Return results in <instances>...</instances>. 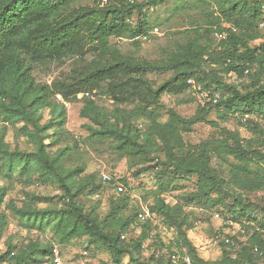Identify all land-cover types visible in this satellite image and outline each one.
I'll return each instance as SVG.
<instances>
[{
	"label": "trees",
	"instance_id": "1",
	"mask_svg": "<svg viewBox=\"0 0 264 264\" xmlns=\"http://www.w3.org/2000/svg\"><path fill=\"white\" fill-rule=\"evenodd\" d=\"M166 1L115 0L100 6L99 0H0V119L18 126L20 134L35 145L32 152L11 151L1 134L0 171L4 178L13 179L18 173L34 183L55 184L62 191L59 208L40 210L9 201L6 209L23 228L48 233L50 240L47 244L31 242L16 255L9 246L0 254V264H55L54 242L67 245L81 239L86 240V249L101 247L108 252L110 260L100 264H123L125 257L131 264H174L171 255L184 252L193 264H256V258L264 262V235L256 231L264 230V206L260 209L251 200L264 192V0L199 1L208 9L214 7L207 16V28L187 31L194 37L178 43L159 60L126 56L112 43V39L137 43L149 38L152 28L147 11ZM225 25L230 29L228 38L215 44V33L226 31ZM88 55L94 58L66 77L51 84L36 81L34 72L40 66L84 60ZM165 73L172 75L157 87L148 78ZM232 75L239 80H232ZM191 80L211 96L218 95L217 102H198L190 118L174 108L165 110L163 95L187 92ZM96 93L109 97L116 107L108 110L98 105L93 99ZM81 96L85 98L80 116L90 122L86 126L89 138L111 141L132 162L133 176L155 172L160 178H197V192L187 198H205L209 209L221 213L226 227L238 225L243 232L252 229L253 234L245 241L219 234L222 255L206 260L189 239L181 206L169 204L162 196L147 210H134L123 218L119 215L129 207L124 197L112 208L111 223L101 220L94 210L87 211L81 197L93 182L78 180L81 168H63L61 158L66 150L58 154L51 150L65 123V105L58 99L71 103ZM46 108L50 118L44 121L39 111ZM162 111L167 115L165 122L161 121ZM213 113L249 127L255 140L221 127ZM141 121L148 122L147 130H142ZM199 124L218 129L215 149L208 142H185L183 134ZM159 151L163 160L154 156ZM220 152L234 161H226L225 176L212 163ZM120 182L128 187L126 180ZM162 188L161 194L166 192ZM6 196L7 189L0 188V235L9 221L2 210ZM256 207L261 219L255 215ZM146 211L150 216L140 221L139 214ZM171 228L178 236L167 241L162 234ZM136 229H140L139 235L129 238Z\"/></svg>",
	"mask_w": 264,
	"mask_h": 264
},
{
	"label": "rangeland",
	"instance_id": "2",
	"mask_svg": "<svg viewBox=\"0 0 264 264\" xmlns=\"http://www.w3.org/2000/svg\"><path fill=\"white\" fill-rule=\"evenodd\" d=\"M133 1L143 2L146 0ZM199 1L210 0H167L163 4L150 7L147 11L152 28L149 38H141L137 43L128 39H112V43L116 44L126 56L150 61L159 60L174 50L178 43H184L189 38L194 37L193 33L187 31L198 28L205 30L207 28L209 20L207 16L213 5H211V9H208L203 3H198ZM205 37L206 34H204ZM214 40L216 44V38ZM93 58L94 55H88L84 60L75 58L62 64L53 63L45 67L40 66L34 72V76L38 83L51 84L55 79L69 75L76 66L85 64ZM171 75L172 73L151 74L148 75V78L157 87L169 79ZM232 76V80H239L236 75ZM84 98L81 96L71 103L58 99L65 105V123L61 130L57 131L58 144L51 150L55 154H58L61 149L66 150L61 158L63 168L65 170L81 168L83 173L78 180L88 179L93 182V187L90 186L81 197L87 211L94 210L101 220L108 219L111 223L113 219L109 217V214L112 208L118 205L124 197L128 198L129 207L127 212L119 215L123 218L134 210H147L157 196H162L169 204L181 206L187 217L185 230L188 232L189 239L200 256L206 260L220 259L222 251L217 239L219 234H221V237L236 236L240 238V241H245L253 234L252 229L243 232L238 225L231 228L226 227L221 213L217 209H209L205 198L201 200L188 199L187 197L197 192V178L191 180L174 179V177L160 178L155 172L143 174L140 178L133 176L132 162L115 150L111 141L89 138L86 126L90 122L80 116ZM93 99L96 100L98 105L108 110H113L116 107L114 101L104 94L96 93ZM161 102L165 110L174 108L185 118L193 116L198 105V101L190 90L181 95L165 94ZM122 107L128 110L133 108V106ZM49 111V108L39 111V113H43L44 121L49 120ZM162 113L161 121L165 122L167 115L164 114L165 111H162ZM212 118L217 120L221 127L238 132L246 140H255L256 138L249 127L240 124L234 118L223 119L215 113H213ZM140 127L142 130H147L149 124L146 121H141ZM1 134L5 135V142L9 144L11 151L32 152L35 149V145L20 134L18 126L1 123ZM218 134V129L199 124L194 126L190 132L184 133L183 136L187 144L197 145L201 142H208L215 149L213 140L217 138ZM154 156L161 160L164 159L163 152L160 151L155 152ZM226 161L234 162L233 159L224 156L222 152L214 155L212 160L213 166L222 172L224 176L227 169ZM1 164L0 161V166ZM2 174L0 171V188L7 189V196L2 210H6L9 221L0 235V254H5L9 246L14 247L13 255H16L29 246L31 242L47 244L50 240V234L23 228L14 215L6 209V206L10 200H14L20 205L26 203L40 210L59 208L61 206V189L55 184L41 185L34 183L21 178L18 173L15 174L13 179L4 178ZM103 175L108 176L110 180L104 179ZM123 179L127 181L128 187H124L123 183L120 182ZM117 186L123 187V194L118 192ZM94 187L97 188L93 191ZM162 187H166V192L161 194ZM251 200L261 209L264 206V192L251 197ZM259 208L256 207L255 215L261 219ZM216 214L220 216L217 217ZM139 233L140 229H136L128 236L129 238H136ZM162 235L169 241L176 238L178 233L175 229L173 232L165 230ZM54 243L59 246L61 251L60 264H100L102 261L110 260L108 252L101 247L86 249L87 242L85 239L76 240L67 245ZM144 256L148 258L149 253L145 252ZM49 259L50 257L45 260ZM255 262L256 264H264L263 260L259 258H256ZM43 264H51V262ZM123 264L131 263L125 257Z\"/></svg>",
	"mask_w": 264,
	"mask_h": 264
},
{
	"label": "built area",
	"instance_id": "3",
	"mask_svg": "<svg viewBox=\"0 0 264 264\" xmlns=\"http://www.w3.org/2000/svg\"><path fill=\"white\" fill-rule=\"evenodd\" d=\"M115 0H99V5L100 6H105L107 4H109L110 2H113ZM188 1V0H186ZM264 26V24L262 25ZM227 30L226 31H223V32H216L215 33V38L216 40L220 43L222 42L223 40H226L229 36V26L225 25L224 26ZM233 31H236L235 28L232 29ZM189 84H190V91L192 93V95L194 96V98L201 104H204L205 102H214L216 103L217 102V99H218V95H214V96H211V94L206 91L205 89L202 88L201 85H198L197 83H195V81L191 80L189 81ZM89 94H87L88 96ZM244 122L247 121V116L244 117ZM3 123L0 119V124ZM104 179H109L110 178L106 175H103ZM118 191L119 192H123L124 189L122 186H119L118 187ZM148 216H150L149 212L146 211L144 213H140L138 218L140 221H144ZM218 217V215H216ZM156 220V218H155ZM156 222L160 223L159 220H156ZM162 228V227H161ZM171 232L174 231V228H171L170 229ZM256 231L257 232H261L263 235H264V230L260 229V228H256ZM126 236H122V239L123 240H126ZM227 243L230 242V240H226ZM165 252V251H164ZM163 252V254H164ZM235 257V255H233ZM53 258H54V263L55 264H60V259H61V251H60V248L59 246L55 245L54 248H53ZM171 261L172 263L174 264H179V262H182L184 264H193V261L191 259V257L186 253L184 252L183 255H180V254H172L171 255Z\"/></svg>",
	"mask_w": 264,
	"mask_h": 264
}]
</instances>
